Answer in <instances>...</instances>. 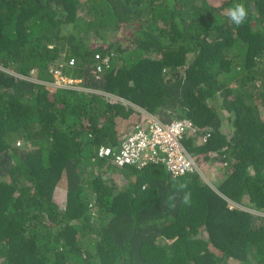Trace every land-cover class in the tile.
I'll list each match as a JSON object with an SVG mask.
<instances>
[{"label": "trees", "instance_id": "1", "mask_svg": "<svg viewBox=\"0 0 264 264\" xmlns=\"http://www.w3.org/2000/svg\"><path fill=\"white\" fill-rule=\"evenodd\" d=\"M144 110L222 179L100 158ZM0 264H264V0H0Z\"/></svg>", "mask_w": 264, "mask_h": 264}, {"label": "built area", "instance_id": "2", "mask_svg": "<svg viewBox=\"0 0 264 264\" xmlns=\"http://www.w3.org/2000/svg\"><path fill=\"white\" fill-rule=\"evenodd\" d=\"M96 58L100 60L96 71L101 72L105 65L108 66V59L99 53ZM74 62L72 59L70 64ZM56 75L63 79L61 71ZM144 112L145 121L137 123L132 131L121 139L118 147L103 145L98 148L97 155L112 160L119 167L143 168L149 164H164L173 177L193 172L202 173L197 158L185 145L188 136L199 133L193 121L185 118L165 122L157 115ZM197 136L201 137V143H205L210 134Z\"/></svg>", "mask_w": 264, "mask_h": 264}, {"label": "clouds", "instance_id": "3", "mask_svg": "<svg viewBox=\"0 0 264 264\" xmlns=\"http://www.w3.org/2000/svg\"><path fill=\"white\" fill-rule=\"evenodd\" d=\"M247 15H248V13L246 11V8L243 6V4H239V3L238 4H235L233 7L229 8L227 10V17H228V19L234 25H236L237 27L241 26L246 21ZM95 57H96V55H95ZM97 60H99V59H97ZM70 61H69V64H70ZM74 63L73 64H70V65H74ZM61 68H62V66L59 67L58 69H54V68L51 69L52 72L54 73L55 77H56V80H55V83L54 84L57 85V86H61V87H74L75 86L74 85L75 80L73 78L67 76L66 74H64V71ZM58 71H61V76L63 77V79L59 75H56V72H58ZM96 153H97V151H96ZM100 158H102V157H100ZM106 159H108V158H106ZM113 164L115 166H117L115 163H113Z\"/></svg>", "mask_w": 264, "mask_h": 264}, {"label": "rangeland", "instance_id": "4", "mask_svg": "<svg viewBox=\"0 0 264 264\" xmlns=\"http://www.w3.org/2000/svg\"><path fill=\"white\" fill-rule=\"evenodd\" d=\"M56 74H58V72H56ZM32 79V78H31ZM226 117H227V115H226ZM136 118L137 119H141L142 121H145V117L143 116V115H138V116H136ZM226 120L224 121V126H223V130H225V131H227V132H230V126L228 125V124H226ZM196 138V140H197V142H199V143H201L202 142V140H201V137H199V136H196L195 137ZM157 166H160V167H162V168H164L165 170H167L166 169V166L164 165V164H159V165H157ZM213 168V167H212ZM221 172H223V170H212V169H208V168H206V167H203V172H202V177L209 183V184H211L212 185V183H214V182H217V180H219V179H222V176H223V174L221 173ZM117 173V172H116ZM117 178H120V177H116V179ZM121 179V178H120ZM212 181V182H211ZM63 185H65V183H66V181L65 180H63ZM231 205L232 206H234V205H237V204H235V203H233V202H231Z\"/></svg>", "mask_w": 264, "mask_h": 264}]
</instances>
